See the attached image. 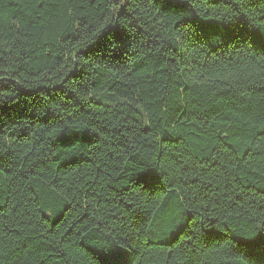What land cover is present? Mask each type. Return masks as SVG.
Here are the masks:
<instances>
[{"label":"trees","instance_id":"obj_1","mask_svg":"<svg viewBox=\"0 0 264 264\" xmlns=\"http://www.w3.org/2000/svg\"><path fill=\"white\" fill-rule=\"evenodd\" d=\"M0 264H264V0H0Z\"/></svg>","mask_w":264,"mask_h":264},{"label":"snow or ice","instance_id":"obj_2","mask_svg":"<svg viewBox=\"0 0 264 264\" xmlns=\"http://www.w3.org/2000/svg\"><path fill=\"white\" fill-rule=\"evenodd\" d=\"M108 2L111 3V4H122V0H108ZM202 75L203 74H201V77H202Z\"/></svg>","mask_w":264,"mask_h":264}]
</instances>
